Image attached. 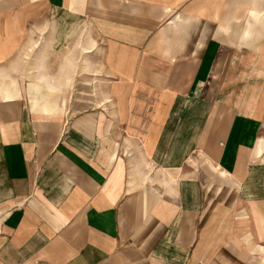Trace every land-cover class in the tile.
I'll return each mask as SVG.
<instances>
[{
    "label": "crops",
    "instance_id": "crops-1",
    "mask_svg": "<svg viewBox=\"0 0 264 264\" xmlns=\"http://www.w3.org/2000/svg\"><path fill=\"white\" fill-rule=\"evenodd\" d=\"M0 264H264V0H0Z\"/></svg>",
    "mask_w": 264,
    "mask_h": 264
}]
</instances>
